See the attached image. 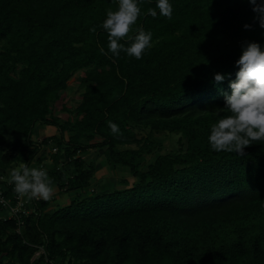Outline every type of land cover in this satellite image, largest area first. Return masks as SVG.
I'll use <instances>...</instances> for the list:
<instances>
[{
  "label": "trees",
  "instance_id": "obj_1",
  "mask_svg": "<svg viewBox=\"0 0 264 264\" xmlns=\"http://www.w3.org/2000/svg\"><path fill=\"white\" fill-rule=\"evenodd\" d=\"M171 3V19L145 14L133 26L153 34L137 60L107 51L102 21L115 0H0V169L34 160L44 168L50 146L45 169L71 193L58 207L28 198L19 223L0 205V264H264V141L241 157L207 139L229 114L216 108L231 91L241 42H264V29L247 0ZM78 71L80 99L72 110L62 105V118L53 107ZM215 72L228 74L219 86ZM47 125L57 133L34 139ZM136 128L148 132L138 137ZM155 133L176 134L175 148L162 152ZM90 150L133 180L89 189L98 167ZM9 181L0 186L12 197Z\"/></svg>",
  "mask_w": 264,
  "mask_h": 264
},
{
  "label": "clouds",
  "instance_id": "obj_2",
  "mask_svg": "<svg viewBox=\"0 0 264 264\" xmlns=\"http://www.w3.org/2000/svg\"><path fill=\"white\" fill-rule=\"evenodd\" d=\"M115 10H107L102 27L107 35V51L113 57L121 52L139 60L145 51L152 47L153 34L143 28L134 29L138 18L142 15H157L171 19L173 6L171 0H155V7L142 12L144 0H115ZM253 12V20L264 29V0H247ZM253 25L245 23L243 27L250 29ZM129 41L126 45L121 42ZM241 52L235 60L238 70L235 79L229 80L230 93H224L223 108H216L217 115L222 110L229 114L213 123L208 135L210 148L216 152H235L243 157L246 146L264 141V42L246 40L240 44ZM100 52L105 49L100 47ZM228 74L213 73L214 86L225 80ZM113 134H119L120 128L115 122H109ZM11 140V139H9ZM5 155L0 150V158ZM14 191L29 199L48 201L53 198V181L45 168H29L22 162L19 168H13L9 181Z\"/></svg>",
  "mask_w": 264,
  "mask_h": 264
},
{
  "label": "rangeland",
  "instance_id": "obj_3",
  "mask_svg": "<svg viewBox=\"0 0 264 264\" xmlns=\"http://www.w3.org/2000/svg\"><path fill=\"white\" fill-rule=\"evenodd\" d=\"M83 72L78 71L76 72L73 77L69 81V86L65 93L62 95V100L58 101L57 104L54 105L53 107V112L54 114H59L62 116V118L67 117V112L62 110V105H65L68 109L72 110L75 108L77 105L82 87L80 85V78L82 77ZM42 128L40 129V126H37L34 130L33 138L34 139H39L42 136H45L47 134H50L52 132H56L57 130L54 126H41ZM52 127V128H51ZM39 128V129H38ZM48 128L52 131H48ZM137 136H144L147 134L148 130L145 128H136ZM67 134V133H66ZM152 137L162 143L163 150L162 152H166L170 149L175 148L176 146V134H159L155 133L152 135ZM9 139L15 140L18 144H20L21 140L19 139L18 136H12ZM132 147H135V144L130 145ZM44 148V147H43ZM51 153V148L46 147L44 150H41V154H43V164H45L44 168L48 167L50 165V157L49 154ZM156 156V152L147 154L144 158V162L148 163L153 161V159ZM87 158L93 159L94 162L98 163L97 170L94 173V176L92 177L89 185V189L94 188L95 191L99 192L100 190H106V189H113L117 187H121V179L126 178L129 181H132L133 178L130 176L128 170L123 169L118 167L116 170H111L108 165L105 164L104 162V156L102 153V150L96 151V150H90V152L85 156ZM36 167L38 168V163L34 160L29 168ZM13 168H19V165H12L9 168H6L5 170L0 169V180H7L9 181L11 179V171ZM2 187V186H1ZM56 187V186H55ZM87 191H84V194H86ZM70 194L68 193H59L56 196V193H54L53 198L51 199L52 202L50 203L51 207H58L59 205H64L69 201ZM27 201L29 202L28 198ZM2 216H9L10 212L8 208H3L1 211Z\"/></svg>",
  "mask_w": 264,
  "mask_h": 264
},
{
  "label": "built area",
  "instance_id": "obj_4",
  "mask_svg": "<svg viewBox=\"0 0 264 264\" xmlns=\"http://www.w3.org/2000/svg\"><path fill=\"white\" fill-rule=\"evenodd\" d=\"M55 151V149H53ZM0 205L4 208H8L10 212V217H14L19 223L22 215H26L29 210V202L27 201L26 196H21L15 191L12 194V197L5 194V189L0 186ZM19 231V228H18Z\"/></svg>",
  "mask_w": 264,
  "mask_h": 264
},
{
  "label": "crops",
  "instance_id": "obj_5",
  "mask_svg": "<svg viewBox=\"0 0 264 264\" xmlns=\"http://www.w3.org/2000/svg\"><path fill=\"white\" fill-rule=\"evenodd\" d=\"M42 127L40 126V129H41ZM52 128V127H51ZM39 129V128H38ZM50 129L48 128V131H49ZM52 130H54V129H52ZM52 130H50V131H52ZM56 133V132H55ZM54 132H52V133H50V134H47V135H51V134H55ZM46 136V135H45ZM53 190H54V193H56V196L60 193L59 192V190H58V188L57 187H55V186H53Z\"/></svg>",
  "mask_w": 264,
  "mask_h": 264
}]
</instances>
